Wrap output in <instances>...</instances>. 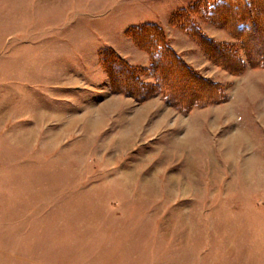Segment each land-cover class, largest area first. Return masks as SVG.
<instances>
[{
    "label": "rangeland",
    "instance_id": "374dc122",
    "mask_svg": "<svg viewBox=\"0 0 264 264\" xmlns=\"http://www.w3.org/2000/svg\"><path fill=\"white\" fill-rule=\"evenodd\" d=\"M203 1L0 0V264H264V66L229 72L169 24ZM145 24L225 98L113 90L109 51L155 82Z\"/></svg>",
    "mask_w": 264,
    "mask_h": 264
},
{
    "label": "trees",
    "instance_id": "16d2710c",
    "mask_svg": "<svg viewBox=\"0 0 264 264\" xmlns=\"http://www.w3.org/2000/svg\"><path fill=\"white\" fill-rule=\"evenodd\" d=\"M189 10L175 14L171 26L191 36L208 58L232 73L247 65L264 66V0H204ZM192 14L210 20L227 30L238 44L218 42L207 36L193 22ZM164 30L154 24H145L128 32L141 48L151 55V69L155 82L140 81L136 70L115 53H105L101 61L106 65L112 88L143 99L154 91L179 109L187 110L195 104L220 101L225 98L221 86L193 69L167 42Z\"/></svg>",
    "mask_w": 264,
    "mask_h": 264
}]
</instances>
